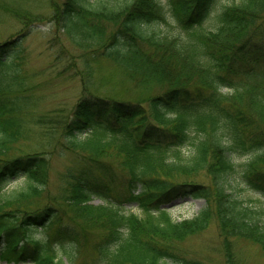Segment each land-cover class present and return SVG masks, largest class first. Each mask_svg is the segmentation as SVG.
Returning a JSON list of instances; mask_svg holds the SVG:
<instances>
[{
	"label": "trees",
	"instance_id": "1",
	"mask_svg": "<svg viewBox=\"0 0 264 264\" xmlns=\"http://www.w3.org/2000/svg\"><path fill=\"white\" fill-rule=\"evenodd\" d=\"M218 1L54 5L55 27L92 58L118 64L137 86L171 85L145 106L86 92L68 115L40 111L41 84H28L33 75L26 71L22 45L28 32L0 43V260L74 264L81 240L75 226L63 223L64 215L83 228L105 226L93 245L92 264H206L148 236L181 241L212 220L224 264H240L232 238L250 239L264 253V223L225 192L236 172L233 159L252 153L239 177L264 199V0L216 8ZM23 139L37 140L36 151L8 158ZM60 150L82 160L60 175L58 199L65 206L10 209L40 194L48 183V156ZM109 150L123 156L125 175L118 185L103 179L112 172L100 159ZM199 171L208 173L211 184L167 180ZM17 180L20 185L7 193L6 186ZM182 197L202 198L206 206L194 218L175 222L165 206ZM94 198L101 203L92 204ZM127 205L140 212H126ZM53 225V233L35 236Z\"/></svg>",
	"mask_w": 264,
	"mask_h": 264
},
{
	"label": "rangeland",
	"instance_id": "2",
	"mask_svg": "<svg viewBox=\"0 0 264 264\" xmlns=\"http://www.w3.org/2000/svg\"><path fill=\"white\" fill-rule=\"evenodd\" d=\"M161 1L164 3V0ZM237 1L219 0L216 8L234 4ZM59 2L61 0H0V43L18 33L28 32L23 38L22 45L27 51L26 71L33 75L28 80V84H41L36 91L42 96L38 107L40 111L56 109L63 116L68 115L76 101L86 92L120 101L137 102L145 106L148 99L161 95L171 88V85L164 83H153L148 87L137 86L135 81L131 80L118 64L101 56L92 58L90 50L75 46L63 32L55 27L50 18L54 5ZM86 62L89 63L90 70H87ZM82 78L85 80H81ZM38 144L37 140H20L9 151L7 157L33 153ZM58 153L53 152L48 156V183L40 194L29 199L23 206L16 208L13 205L10 209L33 211L50 204L65 206V203L58 199L60 175L69 167L81 166L82 160L78 153L69 150H60ZM250 158H252V153L233 159L236 172L226 180L225 192L238 199L245 209H249L248 212L251 213L248 214L251 217L253 211L254 217L260 223H264V199L249 189L239 177L240 167ZM100 159L112 168L111 174L103 177L105 182L110 185H118L125 175L121 165L123 156L114 150H109ZM261 169L264 170V165L261 166ZM167 180L170 185H178L183 182L211 184V177L205 171L192 174L180 173ZM20 183L21 180L11 182L6 186L5 191L7 193L12 191ZM91 203L96 205L101 202L94 198ZM205 206V201L202 198L182 197L173 198L166 209L173 221L180 222L194 218ZM124 210L134 214L140 212L136 206L131 205L124 206ZM62 221L75 226L81 240V246L76 250L74 264H92L95 255L93 245L103 236L105 226L99 223L83 228L65 215L62 217ZM98 221L100 222V219ZM55 225L46 231L35 232V236L38 239L44 238L47 233L54 232ZM148 238L171 244L206 264H224L221 238L214 220L209 223L206 229L189 235L181 241H168L164 238L160 239L158 236H148ZM231 241L233 251L240 264H264V253L250 239L232 238ZM55 247L58 249L59 246ZM63 262L66 264L64 260ZM0 264L16 263L0 260ZM19 264L34 263L21 262Z\"/></svg>",
	"mask_w": 264,
	"mask_h": 264
}]
</instances>
